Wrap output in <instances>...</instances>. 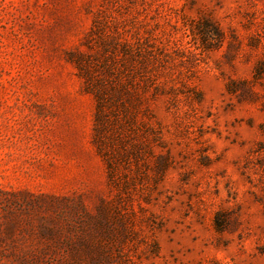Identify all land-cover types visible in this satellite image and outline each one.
Returning <instances> with one entry per match:
<instances>
[{
	"label": "rangeland",
	"instance_id": "374dc122",
	"mask_svg": "<svg viewBox=\"0 0 264 264\" xmlns=\"http://www.w3.org/2000/svg\"><path fill=\"white\" fill-rule=\"evenodd\" d=\"M0 264H264V0H0Z\"/></svg>",
	"mask_w": 264,
	"mask_h": 264
},
{
	"label": "trees",
	"instance_id": "16d2710c",
	"mask_svg": "<svg viewBox=\"0 0 264 264\" xmlns=\"http://www.w3.org/2000/svg\"><path fill=\"white\" fill-rule=\"evenodd\" d=\"M78 68L81 70L82 76L86 78L87 80V91L94 94L95 98L97 100V105H96V114H95V125L96 127L94 128L95 130V137L94 141L98 147V149H101V130L104 127L105 123V114L106 110L110 108V103H111V95L108 90H115L114 86H109L108 87L105 84H95L90 78V75L86 71L85 65H82V63L78 62Z\"/></svg>",
	"mask_w": 264,
	"mask_h": 264
}]
</instances>
